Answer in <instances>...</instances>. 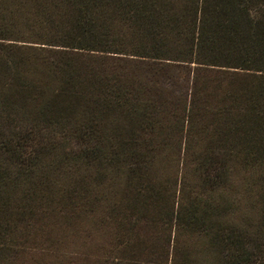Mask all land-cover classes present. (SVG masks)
Segmentation results:
<instances>
[{"label": "trees", "instance_id": "1", "mask_svg": "<svg viewBox=\"0 0 264 264\" xmlns=\"http://www.w3.org/2000/svg\"><path fill=\"white\" fill-rule=\"evenodd\" d=\"M106 52L158 70H185L187 89L170 114L177 117L184 152L195 157L182 159L178 207L167 216L176 227L185 223L194 234L208 235L216 264H264V215L254 232L232 223L208 226L209 208L189 200L193 189L185 199L183 185L193 175L198 195L219 188L226 194L248 171L256 183L244 191L250 200L255 191L254 199L264 203V0H0V250L15 232L13 216L21 213L12 208L26 207L18 192L43 184L34 178L43 159L60 155L37 137L46 126L63 121L79 126L81 137L94 134L98 145L80 156L102 168L131 160L123 163L125 171L142 178L149 176V162L161 159L158 146L100 143L97 131L107 121L96 120L80 105V90L69 87L80 78L79 58ZM102 93L107 103L126 104L112 91ZM159 107L154 123L163 126L168 99ZM81 112L86 120L78 125ZM147 127L142 131L154 132ZM170 264L186 263L172 257Z\"/></svg>", "mask_w": 264, "mask_h": 264}, {"label": "rangeland", "instance_id": "2", "mask_svg": "<svg viewBox=\"0 0 264 264\" xmlns=\"http://www.w3.org/2000/svg\"><path fill=\"white\" fill-rule=\"evenodd\" d=\"M90 55L94 57L77 61L80 78L69 87L80 90V105L87 106L96 120L107 121L108 127L97 131L100 143L119 148L158 146L164 148L161 159L149 162V176L142 178L125 171L123 163L131 160L113 161L102 168L95 159L80 156V151L98 145L94 134L81 137L79 126L63 121L46 126L37 137H44L60 155L43 159V169L34 175L43 184L18 192L26 196V207L12 208L21 213L13 216L10 227L15 232L6 249L0 250V264H170L172 257L186 264H216L218 256L208 235L194 234L185 223L176 227L167 216L170 208L178 207L182 159L195 157L184 152L177 117L170 114L179 105L180 92L187 89V73L150 68L125 54ZM105 90L126 104L107 103ZM166 99L168 119L158 126L154 123L161 116L158 104ZM119 114L124 118L110 123ZM79 116L77 124L82 125L86 117L82 112ZM148 119L153 123H147ZM144 125L154 132H143ZM250 174L236 176L228 193L219 188L205 197L198 195L200 181L192 175L183 181L185 199L190 197L189 190L196 191L189 200L195 197L197 208H209L208 226L232 223L254 232L261 227L264 203L254 199L255 191L251 200L244 191L249 182L256 183ZM260 183L264 189V181ZM260 193L264 196L263 190Z\"/></svg>", "mask_w": 264, "mask_h": 264}]
</instances>
